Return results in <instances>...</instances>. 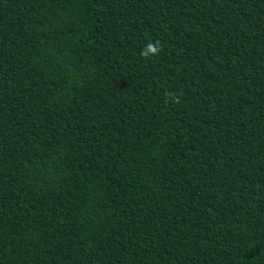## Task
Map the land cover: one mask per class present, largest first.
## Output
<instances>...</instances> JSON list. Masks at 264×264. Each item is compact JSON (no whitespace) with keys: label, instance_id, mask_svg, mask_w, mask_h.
<instances>
[{"label":"trees","instance_id":"16d2710c","mask_svg":"<svg viewBox=\"0 0 264 264\" xmlns=\"http://www.w3.org/2000/svg\"><path fill=\"white\" fill-rule=\"evenodd\" d=\"M0 264H264V0H0Z\"/></svg>","mask_w":264,"mask_h":264},{"label":"clouds","instance_id":"9594fccd","mask_svg":"<svg viewBox=\"0 0 264 264\" xmlns=\"http://www.w3.org/2000/svg\"><path fill=\"white\" fill-rule=\"evenodd\" d=\"M163 51L162 43L159 40L154 42H149L145 47L141 50V56L145 58L158 56Z\"/></svg>","mask_w":264,"mask_h":264}]
</instances>
